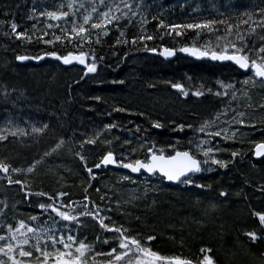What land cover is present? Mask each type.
<instances>
[{
    "label": "trees",
    "instance_id": "16d2710c",
    "mask_svg": "<svg viewBox=\"0 0 264 264\" xmlns=\"http://www.w3.org/2000/svg\"><path fill=\"white\" fill-rule=\"evenodd\" d=\"M130 2L133 4H143V8L140 11L143 17L147 20L146 24L142 23L140 16L133 18L131 22L124 20L119 26V31L113 26L108 36L101 35L100 43L95 42L96 34L93 33L92 43L90 45L85 44L84 46H81V44L78 43L54 42L52 44H47L44 42L45 40H54L55 36L61 35L60 29L65 27V23L51 21L47 17L40 16V12L58 10L59 4H66L67 0H0V22H3L0 23V51L1 54H3V60L0 59V65L3 64L5 60H9L11 65L14 67L15 65L18 66L19 64L15 61V58L22 54L39 55L41 53L58 52L59 54L64 55L68 52H80L82 50L88 53L90 61L91 57L95 55L99 71L107 69L105 74L106 79L104 81L109 84L105 85L102 81L91 85L92 88L89 94L92 95L93 103L98 105V107L101 106L99 110H102V112H110V115L114 113L113 111L115 109L123 108L125 111H122L121 117L124 118L128 115V117L133 119L130 121L131 119L128 118L124 122L120 121L118 123L120 130L122 131L121 133H124L123 135L126 137L125 139H118L120 136L117 135V140L112 142V139L110 143L108 141L111 139L110 137L103 138L104 141L103 143L100 142L101 146L99 145L100 148H98V154L95 156L91 155L90 152L79 154V149L84 146H81L79 143L75 147L73 146L71 150H69V146H65L66 148L62 147L61 155L59 158H56L57 160L54 155L53 158H49L45 164L43 162L40 163L39 168L43 165H47L46 163L50 164L49 161L60 160L57 163L59 165L57 172H53V169L50 167V171L49 169L46 170L48 171L45 173L47 176L40 180H37L34 172L29 173L24 182L23 194L22 191L20 189L18 190L16 187L9 188L8 190L14 193V196L17 197V200L21 205L14 209L11 208L5 210V202L2 199L3 197H0V220L15 225L16 221L21 219L28 223H32L30 217L36 216L38 217V224L34 226L43 225L44 222L49 219V215L54 214L42 212L39 205L47 204V201L45 197H39L36 193H47V191L44 188H41V186L45 184L48 177L50 182L48 181V184L44 186L53 190L57 189L56 192L58 193L61 192L58 189H66L64 190V193H67V196L71 194V191L69 193L68 188L74 185V180L79 179V182L82 181V186H84V188H82L83 191H81L83 196L89 197V206L92 207V205L95 204L97 206V197L103 194L102 191L104 189L102 186H104V182H110L109 178L112 176H109L103 171L102 173L97 174L98 178L92 179L85 171L86 167L84 164L85 161L87 162L91 158L96 159L98 155H102L107 150H115L121 154H123L121 152L123 151L126 155L136 157L142 155L152 143H156L159 148H164L167 151H171L168 149L169 144L176 145L177 148H185V146L188 145L191 132H194L193 129H195L197 121L205 119L204 116L200 118L197 117V115L200 116L201 112H203L202 108L206 109L207 106L211 104L209 100H212L213 104H215V102L218 103L220 99L224 98L223 96L218 97L214 95L216 91L223 92V89L219 87L218 82L228 84L229 82L236 80V74H239L240 72L230 64H212L206 61L197 62L188 57H180V55L172 61H165L159 56L148 55V51L145 50V47L159 50L161 47L178 49L184 45H192L208 50H217L218 48L219 50H223L224 45L229 43L228 40L217 39L218 36L223 37L226 35V30L223 26H217L213 31L207 29L178 28L176 31L181 33V35L178 36L175 31H172L169 28L159 27L160 20L162 19L165 24L183 25L196 23L202 19L210 18L216 19L217 21L224 19L230 23L236 24L242 18L247 19L246 16L241 17L240 13H251L255 19L256 13L259 10L264 9V0H130ZM33 8L36 9L35 12L32 11ZM133 10L136 9L133 8ZM219 13H224V15L221 16ZM12 22H15L18 25V32L25 34L23 37L17 39L15 33L11 32L10 24ZM49 23L54 26L59 23V27L50 29L48 28ZM34 25L35 27H33ZM120 31L125 33L123 37L120 36ZM143 34L151 35L153 39L148 40L145 43H137L136 45L131 43L133 37L138 38ZM261 35H264V32L258 31L254 35L246 36V43L249 49L253 46L256 48L261 46ZM29 37L31 39H29ZM117 39H120L121 41L127 40V43L117 44ZM231 40H235V33L232 34ZM143 55L149 57L148 62H151L152 65H148L149 67L145 70L142 68H139L140 70L136 68V71L131 72L130 62L135 59H141ZM51 64L52 65H49L48 68L55 69L56 73L59 74H57L58 76H55V79H49L48 74L43 73H40L39 76L35 73L34 75L29 76L24 71H18L17 73L13 71V73H11L8 70H1L0 86H7L6 84H9L8 82L13 78L14 82L17 81L15 84L17 87L28 88L26 84L31 83V85L36 87V93L41 97L47 95L48 92L50 93V89L52 88L50 96L54 98L58 89H54L53 87L58 83L61 84V81L58 83L55 82L56 79L60 78L64 81V84L66 83V94L64 95L67 96V90H69V96H71L73 102L74 99L72 98V93L74 94L77 85L80 83L79 77L82 74L81 68L77 66L64 68L58 63L51 62ZM34 66L36 69H40L39 66L41 65ZM240 74L244 75L242 73ZM137 80H139V83L142 85V92L150 94L152 100L153 98L155 100H161L164 109L163 112H160L156 106L151 105L150 98L136 97L134 95L137 91L136 89L140 87L137 86V84L135 85L136 89H128L130 84L132 85L133 82H137ZM120 81H123V83H120ZM176 82L183 84L189 94L192 90H196L204 91L205 95L200 96V98H192L191 96L181 98L178 91L171 90V85ZM234 82L236 83L237 81ZM258 87V98L251 96L253 93L252 90H250L249 94H246V87H236L235 91H237V94L248 95L247 99L249 101L252 99V109L244 116L245 118H252L251 131L250 129H247V131L240 130L235 134L234 138L227 140L228 143L223 145L224 148H220V158L225 159L226 161L231 159L233 152H237L238 155L235 158H232L230 162L227 161V168L217 167L207 176L211 178L219 173L216 178L207 180V177H204L202 179L201 184L204 185V187L200 189L205 190L206 197H200L201 195L197 194L201 192L200 190H194L195 192L192 190L191 192H183L178 190L176 186H166L159 192L153 190V193L147 194L144 197L143 201H146V204H148V207L145 208H147L146 213L148 214L147 218L150 229L146 230L147 236L145 234V236H136L143 244L148 236H154L155 239L150 241L152 243V250L157 251L161 255L181 256L183 258H189L190 256L195 264L196 260L202 259V254L200 252L202 248L211 249V253L214 251L213 247L210 245L214 240L213 234L217 231H221L219 232L221 234L226 233L225 228L220 230L218 226H231V229L232 227L238 229V222L248 219V221L252 220L254 226L250 227L251 229L248 228L246 232L256 231L255 220H253L252 217L249 218L248 215L246 216V213L239 211L242 204L241 201L235 202L233 206L226 210V213L229 214L227 217L223 218L220 213H218L220 216L216 217L215 215L217 214V211H212V208H210L216 203H214L213 200L211 202L207 193H213V195H216L219 200L222 198L220 192L224 191L227 193V196L225 197L228 198L229 195H231V192L233 193L236 190L239 191L237 189L238 182H245L247 184L246 186L241 185L240 190H246V188H255V186H258L256 191L261 192L260 187L264 185V157L261 159H254L251 156L249 146L256 140H264V107H261L264 105V89L260 85ZM208 89L212 90V94L208 93ZM261 90H263V92ZM124 91H126V93L128 92L129 96L127 98L124 97ZM169 94L174 97L172 98ZM96 97H100V99L97 100ZM134 97L138 99H134ZM229 97L230 92L228 98ZM194 101L198 103L197 107L200 109L190 110L192 111L190 112L188 111L189 106L193 104ZM38 102L39 100H35L34 103L37 107L39 106ZM30 110L35 111V109ZM215 110L217 109H213V111ZM253 110L256 112L255 116L252 112ZM22 112H24L23 116L21 114ZM7 115V120L1 121V118L6 117ZM26 115L27 111H25V109L20 110V112L12 111L10 114L4 112L0 114V128H4L9 121H12L14 125L24 128V126L20 124V120L22 119L24 121ZM45 116L47 115H43L42 117ZM154 122L161 123L163 127H153ZM108 124L116 125L112 130L117 129L118 127L113 121H110ZM179 124H184L186 126L191 124L193 125V129L185 127L183 132L177 131L176 135V132H174L176 130L174 129L176 128V125ZM67 126L69 127V123H67ZM137 127L140 128V132L136 131ZM74 130L76 129L74 128ZM96 130H98V128H96ZM84 131L91 134V136L88 135V137H92L95 133V128L93 129L90 127L87 129L86 127ZM108 131H110V129L101 130L98 140H102V137L107 136ZM178 133H180L179 136ZM61 135L66 139H71L69 143H72V140L79 136L77 135L74 137L70 131L62 132ZM175 136L179 138H175ZM12 139L13 137L9 135L7 139L11 140V144L9 145H7V140L0 141V159H7L2 158L3 154L11 156V150L13 151V148H17L18 150V147L12 142ZM96 144L97 142L95 144L87 143L85 146L89 149L91 145ZM124 147H126V149ZM188 148L189 146L187 149ZM3 149H7L8 151L4 153ZM236 149H238V151ZM240 152L242 155H240ZM80 155H83L85 160L82 161ZM245 155L251 160L253 165L246 164L245 162H243L242 165H239L240 163L238 165L234 164L235 162L240 161L242 156L246 157ZM29 159H31V157ZM232 163L234 165L230 170L229 166L232 165ZM239 166H241V168H239ZM111 170L115 172V170ZM229 173L237 176L234 177L236 179L234 182L228 181L230 178ZM56 178L59 180L57 181ZM259 181H262V183H259ZM63 184L67 185V187H58ZM98 186L100 187V191L95 192V188H98ZM0 192L2 193L1 187ZM26 193H31L27 201L25 199ZM5 194L6 193H4L3 196H5ZM57 194H48V196H56ZM79 198L83 197L80 196ZM196 201H199L202 206H198ZM32 202H35V204H31ZM231 204L232 203H230V205ZM207 205L208 212L203 214V207L207 208ZM94 210L100 211L98 206L97 209ZM235 211H237L236 214L238 217L235 216ZM251 213H254V210H252ZM59 227L65 229V235L68 234L67 229H71V234L78 236V238L80 237L79 235H81L80 232H83L82 229H80L82 226L80 227L77 224L72 225V223L69 222L62 223ZM2 232L3 229H0V233ZM238 232L241 239H243L242 242L245 241L251 251H254L255 255L258 257L264 255V228H262V232L257 233L261 238L255 243L249 240L245 235L246 232H242L241 234L240 231ZM92 234L87 240H85L92 246V250L89 252L87 260L93 258V261L99 263L105 259L101 260L102 258H99L100 260H97L100 256L98 254L108 253L111 248L118 247V245L115 242L110 244L107 243L106 248L104 243H102V240L104 239L98 234L95 236ZM57 235H59V232ZM168 237L171 238L173 242L178 240V244H174L173 242L171 244ZM214 242H216V240ZM48 250L52 251L51 248H48ZM38 257L39 254H37L36 257L33 256L27 261H30L33 264H41ZM214 261L215 264H231V262L232 264H240V262L235 260H231L230 262L224 261L217 256L214 258Z\"/></svg>",
    "mask_w": 264,
    "mask_h": 264
},
{
    "label": "snow or ice",
    "instance_id": "6c2138e0",
    "mask_svg": "<svg viewBox=\"0 0 264 264\" xmlns=\"http://www.w3.org/2000/svg\"><path fill=\"white\" fill-rule=\"evenodd\" d=\"M133 8L136 10H133ZM142 8V3L133 4L130 3L129 0H67L66 4H59L58 10L40 12V16L47 17L51 21L65 23V27L60 29L61 35L55 36L54 40H45L44 42L47 44L63 42L78 43L81 44V46L85 44L90 45L92 43V35L95 33V42L100 43L101 35L108 36L113 26L119 31V26L124 20L131 22L133 18L140 16L142 23L146 24L147 20L140 11ZM32 11L35 12L36 9L33 8ZM219 15L223 16L224 13H219ZM240 16H246L247 19L242 18L236 24L230 23L224 19L217 21L216 19L206 18L196 23L176 25L165 24L161 19L159 27L169 28L175 31L176 35L179 36L181 33L176 31L178 28L207 29L213 31L217 26H223L226 30V35L223 37L218 36L217 39L228 40L229 43L224 45L222 51L219 50V48L211 52L201 51L196 47H184L181 48L180 51L197 58L210 56L212 60L233 61L241 69H251L253 72V77L251 78L252 83H255L257 79L264 82V35L260 36L261 46L259 48L253 46L249 49L246 43V36L254 35L258 31L264 32V9L256 13L255 19L253 14L248 12L240 13ZM33 27H35V25ZM54 27H59V23L55 26L51 23L48 24V28L51 29ZM17 28L18 25L15 22L10 24L11 32L15 33L17 39H19L25 34L18 32ZM233 33H235V40H231ZM124 35L125 33L120 31V36L123 37ZM29 39L31 38L29 37ZM152 39L153 37L151 35L143 34L138 38L133 37L131 43L136 45L137 43H145ZM116 43L126 44L127 40L121 41L117 39ZM145 50L156 52L155 48L149 49L145 47ZM230 51L231 54H229ZM48 55L62 60L65 65H69L73 61L78 62L80 65L84 66L85 76L97 72V58L95 55L91 57V62H88V53L82 50L78 55H74L72 52H69L65 56H57L55 52L48 53ZM161 55L166 58L171 57L175 55V51L165 48ZM17 59L24 60L26 57L18 56ZM36 59H42V57H36ZM120 83H123V81H120ZM244 83L248 84L249 80H245ZM218 85L223 89V92L216 91L214 95L226 98L231 91L232 97L235 98L236 92L234 91L233 84L218 82ZM171 87L181 92L184 96L189 94L185 91L181 83H173ZM208 93L212 94V90L208 89ZM4 95H8L7 91ZM192 95L200 97L205 95V92L195 91ZM96 99L99 100L100 97H96ZM261 107H264V105ZM115 111L122 112L125 111V109L117 108ZM221 115H226V113H219L211 120H205L195 129H193V125L191 124L187 126L184 124L176 125L174 129L176 131L183 132L185 127H187L193 129L196 134H202V136H194L188 141V150L181 151L178 150L176 145L169 144L168 149H170L171 152H168L164 148L157 149L156 145L153 143L151 146L147 147L146 159H135L128 163L123 162V160L128 159V157H123L118 160L113 152L108 151L102 157L100 163L95 165V168L100 169L102 166L119 164V166L129 169L132 173H139L143 170L148 174L155 175L159 172L162 178L167 181L193 185V177L196 173H201L203 171L211 172L214 170L213 166L218 168L228 167L227 161L217 157L219 149L212 146L215 137L229 138L224 129L217 131L212 130L215 126V122L220 119ZM240 115L243 116V113H240ZM238 123L243 125L245 121L241 119ZM48 127L49 125L47 123L43 124V126L32 124L31 132L29 133L25 128L14 125L12 121H9L4 128H0V141H6L9 135L12 137L40 135L43 134ZM114 127H116L114 124L105 125L106 129H112ZM153 127L161 128L163 125L159 122H154ZM136 131L140 132V128L137 127ZM234 136L235 133H233V137ZM62 143L63 140L57 144V147ZM85 143L95 144L96 140L89 139L85 141ZM44 155L47 156L48 153ZM237 155V152L232 153L233 158ZM254 155L256 157H264V142L256 145ZM80 159L82 161L85 160L83 155H80ZM38 163V160H34L27 169H22L13 167L10 163L0 160V173L8 177L9 185L14 183L23 188V181L19 179L14 181L8 174H19L25 171L27 173H32ZM85 167L87 168L86 163ZM87 172L92 179H95V176L92 175V168H87ZM124 179H128V177H124ZM195 187L203 188L204 185L196 184ZM260 191L264 192V185L261 186ZM30 195L31 193H26V197ZM36 195L39 197L47 196L48 200L51 202L40 204L39 208L44 213H51L54 215H49V219L45 221L43 225L39 226H34L38 224V217L36 216L30 217L32 223H28L21 219L16 221L15 225L0 220V229H3V234H0V264H26V261L30 260L34 253L39 254L38 259L41 264H88L87 256L92 250V246L86 241L79 240L78 236L72 235L71 229H67L68 234L65 235V229L59 227L65 222L79 224L80 216H91L93 219L98 220L102 229L118 234V240L116 241L118 247L111 248L108 253L98 254L108 258L107 264H194L192 259L183 258L181 256L167 257L160 255L150 247L144 246L140 239L129 235L127 229L122 227L109 228L104 218L99 216L98 210H93L95 208L94 205L93 208H89V203L83 204L85 212L79 213L78 207L75 206L76 202H69L68 205L58 203L60 198L67 196V193L60 192L56 196H48L47 193L39 192L36 193ZM220 196L225 197L227 193L221 191ZM84 199L85 201H89L88 196H85ZM253 215L258 218L260 225L264 228V212H254ZM58 232L59 235H57ZM245 235L253 243L261 238L256 231L246 232ZM154 239V236L147 237L149 242ZM104 243L107 244L109 241L105 240ZM48 248H51L52 251H49ZM200 252L202 254V259L196 260L195 264H215L213 257L210 255L211 249L202 248Z\"/></svg>",
    "mask_w": 264,
    "mask_h": 264
},
{
    "label": "rangeland",
    "instance_id": "374dc122",
    "mask_svg": "<svg viewBox=\"0 0 264 264\" xmlns=\"http://www.w3.org/2000/svg\"><path fill=\"white\" fill-rule=\"evenodd\" d=\"M0 59L3 60V54H1V51H0ZM148 59H149L148 56L143 55L141 59L133 60L132 62H130V68H131L130 71L134 72L136 71V68L138 69L142 68L143 70L147 69V67H149L148 65H152L151 62H148ZM49 65H50L49 62H45L41 64V66H39L40 69H36V67L32 64H23L21 66L15 65L14 67L13 65L10 64L9 60L8 61L5 60V62L0 65V71L8 70L11 73H13V71L16 73L18 71H24L29 76L34 75V73L39 76L40 73H43V74H48L49 79H55V76L58 73H56L55 69L48 68ZM106 70L107 69H105L104 71L97 70L96 73H91V74H88L87 76L85 75L82 76L79 79L80 83L79 85H77L74 91V94L72 93V98L74 99L73 102L71 100V96H69V90H67V96L64 95L66 94V86H65L66 83L64 84V81L61 80L60 78L56 79L55 82L58 83L61 81V84L58 83L56 84V86L53 87L54 89H58V92L54 98L50 96V93H52V88L50 89V93L48 92L47 95L43 96L44 97L43 98L39 96V94L36 93V87L31 85V83L26 84L28 88H26L25 86H24L25 88L17 87L15 85L17 81L14 82L13 78L8 82L9 84H6L8 87L4 85L0 86V114L4 112L10 114L12 111L20 112V110L25 109V111H27V115L25 116L26 119H24V121H27V123H30V125L29 126L24 125V128L27 131H29V133L31 132L32 124H36L37 126H43V124L47 123L49 125L46 131L40 135H29L27 137H13L12 142L15 143V145L18 147V150L17 148H13V151L11 150L12 152L11 156H6L5 154H3L2 158H7V159H0V160L10 162V164L13 167L22 168V169H27V167H29L34 160H38L39 163L36 165L33 172L35 173L37 180H40L41 178H44L45 176H47L45 173L48 172L46 171L48 169L50 171V167L51 169H53V172L54 171L57 172V169L59 166L57 163L60 160L49 161L50 164L46 163L47 165H43L41 168H39V165L42 162L45 164V162L49 158L51 157L53 158L54 155H55V159L59 158V156L61 155L62 147L66 148L65 146L67 147L69 146L70 147L69 150H71L73 146L75 147L76 145L80 143L81 145H84V146L83 148L79 149V154L90 152L91 155L95 156L96 154H98V148H100L101 146L100 142L103 143L105 138L110 137L111 139L108 140L110 143L112 139H113L112 142L117 140V137H116L117 135L120 136V138L118 139H122V138L125 139L126 137L123 135L124 133L123 134L121 133L122 131L120 130V126L118 123L120 121L124 122L130 117H128V115L127 117H124V118L121 117L122 115L121 111L114 110L113 111L114 113L112 115H110L108 112L106 113L102 112V110H99L101 106L98 107V105H95V103H93L92 101L93 100L92 95L89 94L92 88L91 85L93 83L103 81L102 82L103 84L105 85L109 84L108 82L104 81L106 79L105 77ZM139 82H140L139 80H137V82H133L132 85L130 84L128 89L129 88H131V90L136 89L135 85L137 84V86H140V87L136 89L137 91L135 92L134 95L136 97L140 96L143 98H150V94L142 92V89H141L142 85ZM245 90L247 91L245 92L246 94H249L250 90H252L253 93L251 96H254V98H258L257 96L259 94V89H257L255 85H251L250 87L245 88ZM6 91L8 93L7 96L4 95ZM235 92H236L235 98H233L230 93L229 98L224 97L223 99H220L218 103L215 102V104L217 105L213 104L212 100H209L211 104L208 105L206 109L202 108L203 112H201L200 116L197 115V117L199 118L204 116L205 119L197 121L195 128H198L199 125L203 123L205 120H211L214 116H216L219 113H226V115H221L220 119L215 122V126L212 129L213 131L224 129L227 133V136L229 137L228 139L234 138L233 133L236 134L240 130L247 131V129H243L242 127H240L241 124H239L238 121L241 119H248V121H252L251 117H248V118L244 117L248 113V110L250 111L252 109L251 108L252 99H250L249 101L247 99L248 95L237 94V91ZM124 93H125L124 97L127 98L129 96L128 92L126 93V91H124ZM169 96H171L172 98L174 97L171 94H169ZM136 97H134V99H138ZM35 100L36 101L39 100L38 107L34 105ZM151 105L156 106L160 112L164 111L161 100H158V99L155 100L153 98V100L151 99ZM197 106H198V103L194 101L193 104L189 106L188 111L199 110L200 108ZM30 109H35V111H31ZM213 109H217V110L213 111ZM252 112L255 116L256 112L254 110ZM23 113L24 112L21 113L22 116H23ZM240 113H243V116H241ZM43 115H47V116L42 117ZM7 118H8V115L6 117H2L1 121H5L7 120ZM130 119H131L130 121L133 120L132 118ZM110 121H113L115 124L118 125L117 129L115 130H112L113 128L110 129V131H108L107 133V136L102 137V140H98L101 130L106 129L105 125H108ZM67 123H69V127L67 126ZM86 127L87 129L90 127H92L93 129L95 128V131H94L95 133L94 135H92V137H88V135L91 136V134H88V132L86 133V131H84ZM74 128L76 130H74ZM96 128H98V130H96ZM249 129L251 131V128ZM66 131H70L74 137H76L77 135L79 136L73 139L72 143H69L71 139H68V138L66 139L64 136L61 135L62 132H66ZM174 132H176V135H177V131H174ZM179 134L180 133H178V136ZM197 135L202 136V134H196L194 132H191L190 139ZM91 138L95 139L97 144L91 145L89 149H87V147L85 146V144L87 143H85V141H87L86 139H91ZM175 138H179V137L175 136ZM220 138H221V141L219 140L213 141L212 146H219L221 144L222 147L224 148L223 145L225 143H228L227 142L228 139H225L223 137H220ZM61 140H63V143L60 144L59 147H57V144L60 143ZM6 142H8L7 145L11 144L10 143L11 140H7ZM249 146L251 150V148L253 147V142ZM124 148L126 149V147ZM236 150L238 151V149ZM7 151H8L7 149H3L4 153H6ZM121 152L123 153L119 155L121 158L127 157L126 153H124L123 151ZM45 153H48V155L45 156L44 155ZM240 155H242L241 152H240ZM251 156H252V153H251ZM30 157L31 159H29ZM99 157L101 156L98 155L96 159L91 158L89 161L87 162L85 161L87 168H93L94 165L97 164ZM232 158L233 157H231V159ZM125 160L127 159H124L123 161ZM230 160H227V161L230 162ZM243 162H245L246 164L253 165L251 160L247 156L246 157L242 156V159L238 162H235L234 164L238 165L240 163L239 165H242ZM234 164L232 163V165L229 166L230 170L233 168ZM213 167L214 169L217 168L216 166H213ZM87 168H85L86 172H87ZM239 168H241V166H239ZM104 172H106V174L112 177L109 178L110 182H107V183L104 182L103 184L104 186H102V188L104 189L102 191L103 194L97 197L98 209L101 210V212L103 213V217L101 218H104L105 223L108 225V227H110L112 224L114 226H119L124 229H127L128 234L133 237L140 236V235L145 236L147 233L146 230L150 229L149 228L150 225H148V218H147L148 214L146 213L147 208H145V207H148V204H146L147 202L146 201L144 202L143 199L147 194L153 193L154 192L153 190H157V192H159L166 186L163 184V182L159 179L158 176H151V175L149 176L145 174H140V176L138 177H130V176H126L123 174H118L117 172H113L109 168H107L106 171L104 170ZM98 173L99 171L97 172V169H96V171L93 172L92 175L95 176V178H98L97 177ZM210 173L211 172L209 171H204V173L201 172L198 176H194L193 186L181 184L177 188L178 190H181L183 192H186V191L191 192V190L195 192L194 190H200L201 192L197 194L201 195L200 197H203V196L206 197V194H205L206 192H204L205 190H201L200 188L195 187V185H196V182H198L197 184L202 185L201 184L202 179L204 178V176L206 178ZM229 174H230L229 176L230 178L228 179V181L234 182V180H236L234 177H237V176L232 175V173H229ZM9 175L12 180L19 179V180L26 181L29 173L25 171L19 174L10 173ZM218 175L219 173L211 178L207 177L206 179L210 180L212 178H216ZM124 177H128V179H124ZM5 180L6 179L0 177V187L2 188V193L0 192V197H3L2 199L5 202L6 209H11V208L14 209L20 206L21 203L17 200V197L14 196V193L8 190L9 188H12V187L7 186ZM58 180L59 179H57V181ZM48 181L50 182L49 177L47 178L44 185H47ZM260 182L262 183V181H259V183ZM73 183L74 185L68 188L69 193L71 191V194L68 195V199H72V200L74 198H79L80 196L82 197L83 194L81 191H83L82 188H84V186H82V181L79 182V179L74 180ZM237 184H238L237 189L239 191L236 190L237 193L236 191L233 193L231 192V195H229L228 198L222 197L218 200L217 196L216 195L214 196L213 193H207L208 197H210L211 199V202L213 200V202L216 203L212 205L210 208H212V211L213 210L217 211V214L215 215L216 217L220 216L218 214L220 213L223 216V218H225L227 217V215H229L228 213H226V210H228L231 206H233L235 202L241 201L242 204H241V208L239 209V211L242 213H246V216L248 215L249 218L252 217L253 220H255L256 222L255 223L256 232L257 233L262 232V228L258 222V218H256L251 212L252 210H254V212H264V193L256 191V188L258 189V186L257 187L255 186V188H246V190L244 189L240 190L241 185L246 186L247 184L245 182H242V183L238 182ZM44 185L41 186V188H44L47 191V193L51 195H55L58 193L56 192L57 189L56 190L49 189L48 187ZM58 187L59 188L67 187V185L63 184ZM98 189L100 191L99 186L98 188L97 187L95 188V192L98 191ZM58 190H60L61 192H64V190L66 189H58ZM4 193H6L5 196H3ZM196 203L198 204V206H202V204L199 201H196ZM230 203L232 204L230 205ZM77 205H78V209L80 213V211H82L83 204H77ZM206 212H208V205H207V208L203 207V214ZM236 212L237 211H235V216L238 217ZM238 223H239L238 229H234V227H232L231 229V226H228V227H224L223 225L218 226L220 230H223L225 228L226 233L221 234L219 233L221 231H217L218 233L215 232L213 234L214 240L211 244L210 243L209 244L213 247L214 251L210 255H212L213 259L217 256L227 262H230L231 260L232 261L235 260V261L240 262V264H264V255L259 256L260 258L257 255H255L254 251H251L250 247L245 243V241L242 242L243 239H241L239 232H238L240 231V234H241L242 232L247 231L248 228L254 226V223L252 222V220L248 221V219L245 221L241 220ZM79 226H82L80 229H82L83 231V232H80L81 235H79L80 236L79 240H83V241L87 240L88 237H90L92 233H94L92 234L94 236L98 234L102 239H107V241L112 240L114 237H118L117 234H110L108 232L102 231V229L98 227V224L95 223V219L90 218V217H86V218L80 217ZM168 239L171 241V244H172L173 240L169 237ZM145 240L146 241L144 242V246L151 248L152 243L149 242L147 239ZM215 240L216 242H214ZM173 243L178 244V240H176V242H173ZM33 256L36 257L37 254L34 253ZM188 259H192V258L189 256ZM26 264L28 263L26 262Z\"/></svg>",
    "mask_w": 264,
    "mask_h": 264
},
{
    "label": "water",
    "instance_id": "95a60500",
    "mask_svg": "<svg viewBox=\"0 0 264 264\" xmlns=\"http://www.w3.org/2000/svg\"><path fill=\"white\" fill-rule=\"evenodd\" d=\"M163 50L164 49H162L161 51H160V54L163 52ZM153 53V52H152ZM183 53H185V52H183ZM57 54V53H56ZM188 54V53H187ZM74 55H78V54H74ZM190 55V54H189ZM57 56H60L59 54H57ZM163 56V55H162ZM190 56H192V55H190ZM22 57H26V59H24V60H18V59H16L17 60V62L18 63H27V62H33V63H40V62H42V61H44V60H46V59H50V60H54V61H58L59 63H61L63 66H71V65H73V64H78V65H80L78 62H76V61H73L71 64H69V65H65L63 62H62V60H59V59H56L55 57H53V56H51V55H48V54H41L40 56H38V57H42V59H36V57L35 56H31V55H23ZM163 57H165V56H163ZM171 57H173V56H171ZM171 57H167V58H171ZM195 57V56H194ZM206 57H208V56H205V57H201V58H197V57H195L196 59H202V58H206ZM166 58V57H165ZM212 60V59H211ZM213 61H219V60H213ZM219 62H223V61H219ZM231 62H233V61H231ZM234 63V62H233ZM235 64V63H234ZM81 67H84L83 65H80ZM238 66V65H237ZM244 70H246V69H244ZM169 182H172V181H169Z\"/></svg>",
    "mask_w": 264,
    "mask_h": 264
},
{
    "label": "bare ground",
    "instance_id": "6f19581e",
    "mask_svg": "<svg viewBox=\"0 0 264 264\" xmlns=\"http://www.w3.org/2000/svg\"><path fill=\"white\" fill-rule=\"evenodd\" d=\"M248 1V0H247ZM48 6V5H47ZM188 10V9H187ZM5 45V44H4ZM8 47V46H7ZM170 49H173V48H170ZM174 51H175V55L172 57V59H166V58H164L163 56H161L159 53H155L154 54V56H159L160 58H162L163 60H165V61H172V60H174L178 55H179V48L178 49H173ZM13 51V50H12ZM43 54H48V53H43ZM5 59V58H4ZM8 61V60H7ZM135 74V73H134ZM177 83V82H176ZM171 90H173V91H178V90H176V89H173L172 87H171ZM179 92V91H178ZM34 103V102H33ZM235 104V103H234ZM249 111V110H248ZM110 113V112H109ZM113 113V112H112ZM4 116V115H3ZM33 119V118H32ZM193 119V118H192ZM193 124V123H192ZM35 137V136H34ZM1 143V142H0ZM8 143V142H7ZM41 151V150H40ZM10 174V173H9ZM8 174V175H9ZM10 176V175H9ZM2 178H4V179H6L5 181H6V185L7 186H9V187H12V186H17L16 184H12V185H9L8 184V177H6L5 175L2 177ZM17 180V179H16ZM15 181V180H14ZM21 181H23V180H21ZM23 182H25V181H23ZM27 200V199H26ZM157 222V221H156ZM251 229V228H250ZM246 232V231H245Z\"/></svg>",
    "mask_w": 264,
    "mask_h": 264
}]
</instances>
